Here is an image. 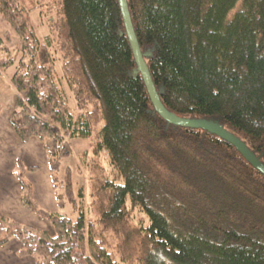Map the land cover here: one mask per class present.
Listing matches in <instances>:
<instances>
[{
  "label": "trees",
  "instance_id": "1",
  "mask_svg": "<svg viewBox=\"0 0 264 264\" xmlns=\"http://www.w3.org/2000/svg\"><path fill=\"white\" fill-rule=\"evenodd\" d=\"M42 1L0 0L19 36L12 49L0 35V76L17 64L10 125L41 142L57 208L77 218L42 207L26 177L37 167L18 159L22 205L54 233L0 213V247L19 241L33 264H264V175L220 136L156 111L119 1L63 0L43 41L29 17ZM127 3L164 107L224 128L264 164V0ZM52 48L65 51L62 74ZM99 117L108 166L87 153L89 188L75 190L71 167L61 177L69 140L92 137Z\"/></svg>",
  "mask_w": 264,
  "mask_h": 264
},
{
  "label": "crops",
  "instance_id": "2",
  "mask_svg": "<svg viewBox=\"0 0 264 264\" xmlns=\"http://www.w3.org/2000/svg\"><path fill=\"white\" fill-rule=\"evenodd\" d=\"M2 83V87H7L9 90L10 110L0 111V213L20 223L50 233L52 227L48 222L23 207L21 186L16 176L18 159H21L26 166L37 167L35 171L26 173V177L33 184L35 199L42 207L57 211L55 191L46 154L38 139L32 138L29 142L23 143L11 127L9 119L14 109L17 92L12 85L11 78L10 85L8 81L3 80ZM20 247V242L14 239L1 246L0 264H33L32 257L18 256L17 252Z\"/></svg>",
  "mask_w": 264,
  "mask_h": 264
},
{
  "label": "rangeland",
  "instance_id": "3",
  "mask_svg": "<svg viewBox=\"0 0 264 264\" xmlns=\"http://www.w3.org/2000/svg\"><path fill=\"white\" fill-rule=\"evenodd\" d=\"M26 3H30V0H24ZM39 1V0H38ZM63 0H43L42 7L38 8L30 14L31 23L36 30L38 36L43 41L46 36L50 35L56 39L58 35L57 26L60 19L63 17ZM6 32L11 34V44L10 48L16 47L19 42V36L13 27L7 22L1 21L0 17V35H4ZM52 52L56 53L58 58L57 67L59 68V73L62 74L63 70L61 66L66 59L65 51L63 48L55 50L51 49ZM17 69V64L10 67L7 71H3L0 76V111L6 112L10 110V97L9 90L7 87L3 86V80L8 81L10 85V78L15 73ZM4 73V74H3ZM8 85V86H9ZM69 101L72 107H76L75 93L72 89L65 88ZM93 106V104H92ZM8 109V110H7ZM97 113V112H96ZM104 118L99 117L97 122L93 123L94 130L93 135L90 138H74L69 140L72 149V155L69 158H66L62 162L61 167V177L64 176L65 170L67 167H71L73 172V184L74 189L78 190L79 187H84L85 190H88L89 183L87 177L86 167L84 166V156L88 153V159L91 161V158L101 159L104 166H108V157L106 154V149L101 146V130L104 125ZM98 147V154H95L94 149ZM17 171V170H16ZM58 212L69 216L72 219H76L77 216L73 213L71 207L68 205L64 209H58ZM53 234V229L50 231Z\"/></svg>",
  "mask_w": 264,
  "mask_h": 264
},
{
  "label": "water",
  "instance_id": "4",
  "mask_svg": "<svg viewBox=\"0 0 264 264\" xmlns=\"http://www.w3.org/2000/svg\"><path fill=\"white\" fill-rule=\"evenodd\" d=\"M118 1H119L121 12L124 18L126 32L129 37L130 43L132 45L134 57L136 59L139 71L141 72L143 76L146 87L148 89L149 96L154 104L156 111L165 120H167L168 122L172 124L184 126V127H190V128H201V129H205L213 134L220 136L221 138L225 139L226 141L231 143L233 146H235L238 149V151H240L243 154V156L253 165V167H255L259 172H261L264 175V164L247 147V145L243 141H241L238 137L228 132L224 128H221L208 121L179 117L175 114H172L164 107V105L159 99L158 93L155 89L154 83L149 74L147 65L144 61V57L142 55V52H141V49H140L135 31H134V27L132 24L127 0H118Z\"/></svg>",
  "mask_w": 264,
  "mask_h": 264
},
{
  "label": "bare ground",
  "instance_id": "5",
  "mask_svg": "<svg viewBox=\"0 0 264 264\" xmlns=\"http://www.w3.org/2000/svg\"><path fill=\"white\" fill-rule=\"evenodd\" d=\"M136 60V59H135Z\"/></svg>",
  "mask_w": 264,
  "mask_h": 264
}]
</instances>
